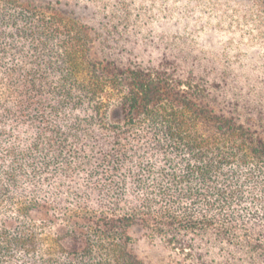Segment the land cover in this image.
<instances>
[{
	"label": "trees",
	"instance_id": "16d2710c",
	"mask_svg": "<svg viewBox=\"0 0 264 264\" xmlns=\"http://www.w3.org/2000/svg\"><path fill=\"white\" fill-rule=\"evenodd\" d=\"M88 9L0 0V264H264L261 84Z\"/></svg>",
	"mask_w": 264,
	"mask_h": 264
},
{
	"label": "rangeland",
	"instance_id": "374dc122",
	"mask_svg": "<svg viewBox=\"0 0 264 264\" xmlns=\"http://www.w3.org/2000/svg\"><path fill=\"white\" fill-rule=\"evenodd\" d=\"M72 2L97 15H126V26L140 43L181 44L200 61H212L242 80L249 77L264 89V11H236L228 0Z\"/></svg>",
	"mask_w": 264,
	"mask_h": 264
}]
</instances>
